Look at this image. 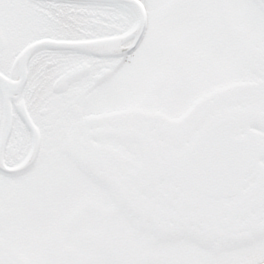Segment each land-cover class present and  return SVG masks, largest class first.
<instances>
[{"label": "snow or ice", "instance_id": "snow-or-ice-1", "mask_svg": "<svg viewBox=\"0 0 264 264\" xmlns=\"http://www.w3.org/2000/svg\"><path fill=\"white\" fill-rule=\"evenodd\" d=\"M0 264H264V0H0Z\"/></svg>", "mask_w": 264, "mask_h": 264}]
</instances>
